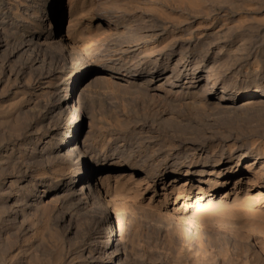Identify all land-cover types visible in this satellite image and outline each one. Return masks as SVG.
<instances>
[{"label":"bare ground","instance_id":"6f19581e","mask_svg":"<svg viewBox=\"0 0 264 264\" xmlns=\"http://www.w3.org/2000/svg\"><path fill=\"white\" fill-rule=\"evenodd\" d=\"M0 264H264V0H0Z\"/></svg>","mask_w":264,"mask_h":264}]
</instances>
